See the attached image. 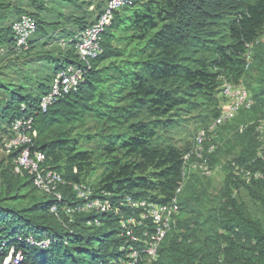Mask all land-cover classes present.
<instances>
[{
	"label": "trees",
	"instance_id": "trees-1",
	"mask_svg": "<svg viewBox=\"0 0 264 264\" xmlns=\"http://www.w3.org/2000/svg\"><path fill=\"white\" fill-rule=\"evenodd\" d=\"M107 2L0 0V141L15 136L16 119L33 118V149L65 179L59 201L14 172L19 149L0 155V264L11 249L13 260L22 255L18 264H115L129 240L120 222L130 210L70 221L62 207L78 200L71 183L90 186L95 197L106 191L114 203L127 196L165 203L182 184L177 226L148 264H264V226L235 196L244 189L264 209V184L230 172V160L251 166L264 119V0H135L116 13L87 67L74 42ZM23 14L36 22L27 49L12 31ZM69 65L85 68L78 89L43 110L42 97ZM226 82H243L254 104L213 139L210 163L224 182L212 197L198 173L184 180L196 134L183 147L171 134L186 117L208 128Z\"/></svg>",
	"mask_w": 264,
	"mask_h": 264
},
{
	"label": "built area",
	"instance_id": "built-area-1",
	"mask_svg": "<svg viewBox=\"0 0 264 264\" xmlns=\"http://www.w3.org/2000/svg\"><path fill=\"white\" fill-rule=\"evenodd\" d=\"M135 0H108L106 9L97 20L89 27L82 30L75 39L74 45L83 65L89 67L90 61L96 58L102 51V34L108 28L118 11L132 6ZM12 31L20 49H27L31 36L36 31V22L30 15L23 14L12 25ZM85 68L79 65H69L55 76L51 90L45 94L40 102L43 110L47 108L60 95L76 91L80 85ZM221 95L224 98L221 115L216 118L208 128H202L194 137V144L184 156V179L187 168L197 170L201 175L210 177L213 169L210 166V154L216 150V144L212 140L218 137L221 127L230 122L243 108H249L253 104L249 92L241 82L232 84L226 82L222 86ZM33 118H18L12 124L15 132L13 138H5L0 141V152L8 155L13 150L19 149L18 156L14 159V172L19 175L28 174L33 179V184L38 191L53 196L61 201L63 193L61 187L65 185L63 176L51 169L44 167L45 154L33 149ZM256 131L260 145L257 155L253 161L255 169H251L236 161H231V172L236 180L245 183H264V120L257 125ZM205 142L209 144H205ZM76 193L77 202L70 205L65 204L62 212L73 221L76 214L97 212L100 214L112 212L121 213L122 209L128 208L129 214L122 215L121 226L123 234L129 238L126 246L122 247L123 254L115 264H148L157 260L159 248L168 235L176 228L180 215L177 189L176 195L168 202L159 203L143 198H132L127 196L119 203L108 199L110 195L102 191L104 197H95L94 190L82 183H71ZM59 205H53L51 211L58 213ZM99 225V221H95ZM0 249V255H1ZM14 250L2 264H18L22 259L21 253L13 260ZM13 260V262H12Z\"/></svg>",
	"mask_w": 264,
	"mask_h": 264
},
{
	"label": "rangeland",
	"instance_id": "rangeland-1",
	"mask_svg": "<svg viewBox=\"0 0 264 264\" xmlns=\"http://www.w3.org/2000/svg\"><path fill=\"white\" fill-rule=\"evenodd\" d=\"M196 114H194L193 116H196ZM186 118L187 121L183 122L182 125L178 127V129L174 133L171 134L173 143L179 147H183L188 142H191L193 140V135L197 134L201 129L199 128V125H197L198 121L196 119H192L190 117ZM0 155L3 156L4 154L0 152ZM192 171L194 174L198 173V175H200L198 171ZM200 176L203 177L202 179L205 183L208 193H210L212 197H215L218 194L219 190L222 188L224 182L223 170L220 167H217L211 177L207 178L202 175ZM91 181H94V179ZM235 196L247 205L248 210H250L255 217L260 219L264 226V209L261 204L252 200L244 189H240L239 191H237Z\"/></svg>",
	"mask_w": 264,
	"mask_h": 264
},
{
	"label": "clouds",
	"instance_id": "clouds-1",
	"mask_svg": "<svg viewBox=\"0 0 264 264\" xmlns=\"http://www.w3.org/2000/svg\"><path fill=\"white\" fill-rule=\"evenodd\" d=\"M240 83H241V82H240ZM242 83H243V82H242ZM243 84H244V83H243ZM244 85H245V84H244ZM245 87L247 88L246 85H245ZM247 90H248L249 95H250V97H251V99H252V95L250 94V91H249L248 88H247ZM252 100H253V99H252ZM253 104H254V101H253ZM253 104H252V106H253ZM223 105H224V101H223L222 104H221V109H220L221 111H222V107H223ZM252 106H251V107H252ZM251 107H249V108H251ZM249 108H243V109H249ZM243 109H242V110H243ZM221 111H220V115H221ZM240 111H241V110H240ZM240 111H239V112H240ZM239 112L237 113V115L239 114ZM220 115H219V116H220ZM237 115H236V116H235L230 122L224 124V125L221 127L220 131L222 130L223 127H225V126L229 125L230 123H232V121L237 117ZM263 120H264V119H263ZM263 120H262V121H263ZM260 122H261V121H260ZM260 122H259V123H260ZM259 123H258V124H259ZM243 128H244V127L242 126L241 129H243ZM256 129H257V126H256ZM220 131H219V133H220ZM255 131H256V130H255ZM219 133H218V137H219ZM218 137H217V138H218ZM256 137H257V140H258V147H259L260 142H259L258 132H257V131H256ZM217 138H215V139H217ZM212 143H213V140H212ZM213 144H216V146H217V147H216V150H217V148H218V142L213 143ZM258 147H257V150H256L255 157H256V155H257ZM216 150H215V151H216ZM215 151H214V152H215ZM214 152H213V153H214ZM213 153H212V154H213ZM212 154H210V162H211V155H212ZM255 157H254V159H255ZM254 159H253V161H254ZM231 161H233V160H230V166H231ZM234 161H235V160H234ZM253 161L251 162V166H250V167L247 166V167H249V168H251V169H255ZM236 162H238V161H236ZM239 163H240V162H239ZM240 164H242V163H240ZM242 165H244V164H242ZM210 166H211V163H210ZM245 166H246V165H245ZM211 167H212V166H211ZM212 169H213V174H214V170H215V169H214V168H212ZM192 170H194V169H189V168H187V172H186L187 175H188L189 172L192 171ZM184 171H185V169H184ZM194 171H197V170H194ZM230 172H231V168H230ZM199 174H200V173H199ZM213 174H212V175H213ZM231 174H232V172H231ZM200 175H201V174H200ZM202 176H203V175H202ZM232 176H233V175H232ZM204 177H205V176H204ZM210 177H211V176H210ZM207 178H209V177H207ZM185 179H186V178H185ZM185 179H184V180H185ZM234 179H235V178H234ZM235 180H236V179H235ZM237 181H240V180H237ZM241 182L244 183V184H252V182H251V183H245V182H243V181H241ZM260 183H261V182H260ZM263 184H264V183H263ZM177 221H178V220H177Z\"/></svg>",
	"mask_w": 264,
	"mask_h": 264
}]
</instances>
